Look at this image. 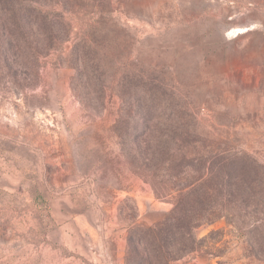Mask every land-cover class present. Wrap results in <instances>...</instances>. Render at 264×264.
I'll list each match as a JSON object with an SVG mask.
<instances>
[{
	"label": "rangeland",
	"instance_id": "1",
	"mask_svg": "<svg viewBox=\"0 0 264 264\" xmlns=\"http://www.w3.org/2000/svg\"><path fill=\"white\" fill-rule=\"evenodd\" d=\"M64 2L45 8L70 22L69 40L36 63L0 60V264H125L126 197L145 224L172 207L176 191L157 194L135 174L114 130L119 86L132 73L173 91L168 103L190 108L213 149L264 164V0ZM79 38L105 47L97 112L71 85ZM247 219L244 228L225 218L199 226L200 247L171 264H264L263 229L245 234Z\"/></svg>",
	"mask_w": 264,
	"mask_h": 264
},
{
	"label": "trees",
	"instance_id": "2",
	"mask_svg": "<svg viewBox=\"0 0 264 264\" xmlns=\"http://www.w3.org/2000/svg\"><path fill=\"white\" fill-rule=\"evenodd\" d=\"M57 2L0 0V22L7 28L0 35L3 67L8 58L13 64L36 63L69 40L70 22L61 11L45 8ZM104 48L97 38H79L69 52L74 94L96 112L105 104ZM119 91L124 114L115 119L114 130L131 169L157 194L176 191L172 207L152 224L136 221L137 206L126 197L131 205L125 264H171L200 247L203 237L196 236V228L220 218L244 228L246 217L252 226L245 234L260 228L264 233L263 163L243 150L213 149L212 140L195 132L190 108L170 105L167 98L174 92L154 76L144 71L127 75ZM261 237L258 246L264 245Z\"/></svg>",
	"mask_w": 264,
	"mask_h": 264
}]
</instances>
